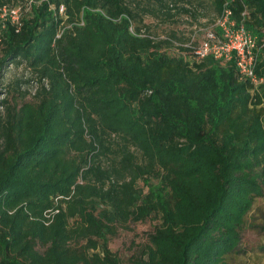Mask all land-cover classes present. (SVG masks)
<instances>
[{
	"label": "trees",
	"instance_id": "obj_1",
	"mask_svg": "<svg viewBox=\"0 0 264 264\" xmlns=\"http://www.w3.org/2000/svg\"><path fill=\"white\" fill-rule=\"evenodd\" d=\"M21 1L0 0V8L16 6L22 13L17 20L0 21V76L13 62L34 66L41 61L54 29L50 7L68 4ZM152 1L163 20L172 21L176 9L193 16L176 0H83L100 11L84 9L83 27L69 43L78 51L69 54L71 64L101 72L77 82L87 87L95 80L97 87L89 90V107L82 109L87 141L69 159V176L79 178L85 191L73 211L86 224L81 230L89 242L97 238L98 254L87 262L83 254L69 251L60 229L45 234L40 227L24 226L18 213L0 211V264H121L106 236L151 216L158 222L128 264H192L200 244L226 245L224 235L210 231L230 230L222 219L232 195L244 186L238 173L263 147L258 123L263 108L258 106L264 98V56L254 69L263 78L257 88L239 76L233 59L206 56L189 66L165 52L173 36L163 38L135 24L148 12L156 15L142 5ZM211 2L216 16L227 8L234 23L261 37L264 0ZM44 88L41 84L35 106L16 108L0 100V195L31 188L32 181L21 176L23 167L52 156L56 145L72 144L71 131H47L57 96L52 83Z\"/></svg>",
	"mask_w": 264,
	"mask_h": 264
},
{
	"label": "rangeland",
	"instance_id": "obj_2",
	"mask_svg": "<svg viewBox=\"0 0 264 264\" xmlns=\"http://www.w3.org/2000/svg\"><path fill=\"white\" fill-rule=\"evenodd\" d=\"M25 1L36 3L38 0L21 2ZM176 4L187 6L193 11V16L176 9L172 21L163 20L156 10L155 1L147 4L142 2V5L154 10L156 15L148 12L136 19L135 24L146 25L152 34L160 37L167 34L173 36L170 38L172 44L164 47L165 52L190 66L193 59L179 53L177 44H183L190 38L197 42L207 31L218 33L219 29L212 25L216 11L211 0H176ZM50 8L55 11V16L49 52L34 66H27L24 61L19 60L5 67L0 76V100H5L16 108L23 104L35 106L39 104L42 95L40 85L43 84L44 89H47L52 83L57 96L51 108L55 119L47 131L56 135L62 131H71L67 138L72 144L56 145L55 148L58 149L53 151H57L55 154L44 159L40 157L34 165L23 167L21 176L32 181L33 186L24 187L22 195L19 194V189L11 194L6 192L12 190L2 193L0 211L18 213L24 226L40 227L45 234L54 232V227L60 229L66 236L65 243L69 251L83 254L85 260L90 262L99 251L93 241L97 238L89 242L88 237L83 234L85 230H81L86 224L81 221V215L73 211L77 201L84 197L85 191L83 187H79L82 183L79 178L72 179L69 176V159L74 155V148H79L80 142L87 141L88 133L82 109L89 107V90L97 87L95 80L89 84L90 87L77 82L79 77L97 78L101 72L80 69L78 65L71 64L69 61H73V57L69 54H78V51L69 43L72 37L75 39L76 31L83 27L84 9L94 12L100 10L98 6H85L83 0H68L67 5L59 3L57 7L52 5ZM21 14L16 6H6L0 8V21L5 18L17 20ZM118 19L119 17L113 21ZM245 30L255 38L260 36V33L257 35L251 30ZM260 32L264 34V27ZM89 53L92 54L91 51ZM260 53L263 57L264 46ZM258 107L263 108L259 112L258 123L264 137L263 97ZM1 110L3 109L0 107ZM245 162L238 173L244 179V186L232 195L222 219V224L228 225L230 230L220 226L219 229L210 231V234L216 236L224 235L226 245L215 247L208 242L200 244L193 251L195 263L192 264H264V138L263 147ZM137 186H141L140 181ZM157 222V218L151 216L140 222H127V228H115L113 234L106 236L108 248L117 255L121 264H128L131 256L147 244V234ZM88 236L93 237L91 233ZM96 242L98 244L97 240ZM37 248L42 250L40 246Z\"/></svg>",
	"mask_w": 264,
	"mask_h": 264
},
{
	"label": "built area",
	"instance_id": "obj_3",
	"mask_svg": "<svg viewBox=\"0 0 264 264\" xmlns=\"http://www.w3.org/2000/svg\"><path fill=\"white\" fill-rule=\"evenodd\" d=\"M212 25L219 29L218 33L207 31L197 42L190 38L187 42L177 45L191 48L190 53L186 55L196 62L206 56L221 62L233 59L239 76L257 88L263 78L257 77L254 69L264 46V34L260 39L250 35L241 23H234L227 8L215 16ZM129 30L132 32L131 28Z\"/></svg>",
	"mask_w": 264,
	"mask_h": 264
}]
</instances>
